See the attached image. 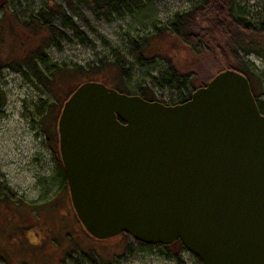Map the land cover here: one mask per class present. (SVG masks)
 Segmentation results:
<instances>
[{"label":"water","instance_id":"water-1","mask_svg":"<svg viewBox=\"0 0 264 264\" xmlns=\"http://www.w3.org/2000/svg\"><path fill=\"white\" fill-rule=\"evenodd\" d=\"M57 128L93 237L180 240L201 264H264V113L244 74L222 70L176 104L84 81Z\"/></svg>","mask_w":264,"mask_h":264},{"label":"rangeland","instance_id":"rangeland-1","mask_svg":"<svg viewBox=\"0 0 264 264\" xmlns=\"http://www.w3.org/2000/svg\"><path fill=\"white\" fill-rule=\"evenodd\" d=\"M5 1L23 19L45 2ZM53 1L71 13L69 2H77ZM200 1L149 0L133 12L110 18H98L77 2L83 14L75 19L89 42L83 44L75 39L63 42L62 49L46 48L50 61L42 66L53 83L44 85L26 67L22 70L8 64L3 68L0 84L6 92V104L0 111V264H182V260L183 264H201L195 254L178 245L145 244L127 233L108 239L90 235L76 215L59 169L57 128L64 96L79 81H103L113 88L123 87L130 94L149 86L159 101L177 103L181 100L177 90L154 86L151 79L169 68L170 55L185 53L179 66L184 67L183 62L191 65L184 69L185 73H192L191 89L222 69L225 61L211 54L203 55L202 62L192 66L196 54L190 49L184 51V45L174 38L157 33L156 27L169 25L176 14L192 9ZM234 12L261 23L264 0H235ZM144 38L148 41L143 53L154 60L141 64L133 54L134 43L143 42ZM28 39L34 44L40 42ZM246 39L254 51L242 52L241 57L254 77L255 92L264 107V37L254 34ZM8 55L9 59L12 55L21 58L23 50L12 45ZM116 56L128 61L125 80L113 70L111 62ZM103 62L108 64L104 66Z\"/></svg>","mask_w":264,"mask_h":264},{"label":"trees","instance_id":"trees-1","mask_svg":"<svg viewBox=\"0 0 264 264\" xmlns=\"http://www.w3.org/2000/svg\"><path fill=\"white\" fill-rule=\"evenodd\" d=\"M4 1V4L0 3V7L3 9V16L0 18V76L3 68L8 64L22 70H24L23 67H26L39 82L47 86L48 83H53L54 79L50 78L42 66L47 65L50 61L46 48L53 46L62 49L63 42H71L75 39L83 44L89 42L88 36L75 19V16H82L83 14L78 3L84 5L98 18H110L116 14L122 15L133 12L136 7L145 5L149 0H77L78 3L70 1L69 7L72 13L59 2L45 0L43 6L24 19L17 12L11 10ZM234 4L235 0H201L192 9L176 14L169 25L156 27L159 35L174 38L175 41L177 40L184 45V51L190 49L197 55L196 62L192 66L202 62V56L206 54H211L215 59H221L225 62L222 69L217 70L210 77L208 76L200 86L191 89L189 80L192 73H185L184 70L191 65H185L183 62L184 67H180L179 60L182 59L181 57L185 53L178 52L169 56L170 66L167 70L156 76H151L154 86L177 90L181 96V100L177 103H181L190 99L196 89L205 86L222 70L234 69L248 78L259 109L264 113V107L260 104L255 92L254 77L241 57L242 52L250 53L254 51V48L249 45L246 39L247 35L260 34L264 37V19L261 23H256L245 16L235 15ZM91 29L99 36L94 28ZM28 37L36 38L40 42L34 44ZM99 37L105 41L104 37ZM147 41V38H144L143 42L136 40L134 43L135 50L133 54L141 64L145 61L154 60L153 56L147 57L143 53ZM12 45L23 50L21 58L12 55V58L9 59L8 51L12 49ZM103 63L104 66L108 64L107 62ZM111 64L115 74L125 80L129 69L128 61L124 57L116 56ZM54 66L58 67L56 64ZM88 80L79 81L74 89L68 91L64 96L63 103L82 82ZM259 83L261 84V82ZM116 89L128 93L123 87L117 86ZM136 94L151 101L158 100L155 91L149 86L140 87V91ZM5 104L6 92L0 84V111L3 110ZM58 159L59 169L63 172L64 183L68 189L65 169L59 156ZM172 245H179L186 249L180 240Z\"/></svg>","mask_w":264,"mask_h":264},{"label":"flooded vegetation","instance_id":"flooded-vegetation-1","mask_svg":"<svg viewBox=\"0 0 264 264\" xmlns=\"http://www.w3.org/2000/svg\"><path fill=\"white\" fill-rule=\"evenodd\" d=\"M174 243H176V242H174ZM174 243H172V244H174ZM146 244V243H145ZM172 244H150V245H162V246H165V247H169V246H171ZM178 247H180L179 245H178ZM182 248V247H181ZM182 250H185L184 248H182ZM180 258V257H179ZM181 259V258H180ZM182 260V259H181ZM181 263L183 264V263H185L184 262V260H182L181 261Z\"/></svg>","mask_w":264,"mask_h":264}]
</instances>
